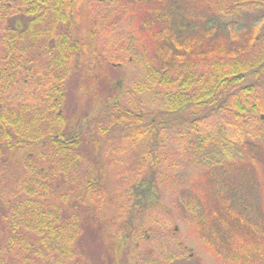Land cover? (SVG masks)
<instances>
[{"label": "trees", "instance_id": "obj_1", "mask_svg": "<svg viewBox=\"0 0 264 264\" xmlns=\"http://www.w3.org/2000/svg\"><path fill=\"white\" fill-rule=\"evenodd\" d=\"M260 27L264 0H0V264H90L105 231L174 264L146 222L162 186L219 261L264 264ZM97 64L140 79L69 121Z\"/></svg>", "mask_w": 264, "mask_h": 264}, {"label": "rangeland", "instance_id": "obj_2", "mask_svg": "<svg viewBox=\"0 0 264 264\" xmlns=\"http://www.w3.org/2000/svg\"><path fill=\"white\" fill-rule=\"evenodd\" d=\"M262 33L264 34V27L259 28V34ZM132 70L129 67L117 70L116 68L97 64L96 71L92 73L88 69L81 81L77 80V76L72 77L68 83L64 104L65 117L69 121L77 118L81 111L88 109V106L98 104L100 97L108 94L111 90L112 93L116 92L118 94L128 90V85L140 79ZM122 76V79L117 80ZM113 81H117V85L121 89L112 87L110 89ZM142 101L149 108L152 107L151 100L142 98ZM256 177L258 184L264 183L263 176H261L263 178L259 175H256ZM160 191V201L148 214L146 222L157 227L160 231H164L167 238L174 241L173 243L177 244L179 242L181 244L183 257L174 264H223L196 237L190 224L191 220L186 218L187 214L177 196L165 186H162ZM87 251L90 264H117V261L119 264H129L131 261L130 256L122 252V248L114 243L113 237L107 231L97 236L95 241H89Z\"/></svg>", "mask_w": 264, "mask_h": 264}]
</instances>
